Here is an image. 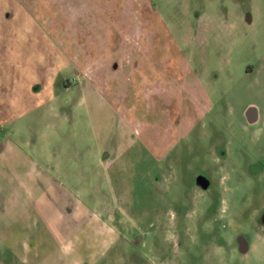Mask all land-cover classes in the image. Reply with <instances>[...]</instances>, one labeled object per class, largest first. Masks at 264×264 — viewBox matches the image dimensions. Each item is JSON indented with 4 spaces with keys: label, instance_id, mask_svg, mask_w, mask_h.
Segmentation results:
<instances>
[{
    "label": "rangeland",
    "instance_id": "1",
    "mask_svg": "<svg viewBox=\"0 0 264 264\" xmlns=\"http://www.w3.org/2000/svg\"><path fill=\"white\" fill-rule=\"evenodd\" d=\"M0 147V264H264V0H0Z\"/></svg>",
    "mask_w": 264,
    "mask_h": 264
},
{
    "label": "crops",
    "instance_id": "2",
    "mask_svg": "<svg viewBox=\"0 0 264 264\" xmlns=\"http://www.w3.org/2000/svg\"><path fill=\"white\" fill-rule=\"evenodd\" d=\"M0 150H1V147H0ZM1 158H2V157H1ZM33 167H34V168H30V171H29V175L31 176V178H30V184H29V192H30V190L32 189V188H31V179L34 180V179L37 178L36 175H37V173H38V168H40L39 173H42V172H43L42 168H41L40 166H38L36 163H34ZM45 173H46V172H45ZM33 184H36L35 180H34ZM32 187H33V186H32Z\"/></svg>",
    "mask_w": 264,
    "mask_h": 264
}]
</instances>
